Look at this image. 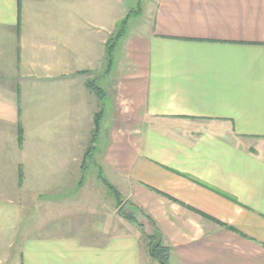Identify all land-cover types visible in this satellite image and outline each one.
Segmentation results:
<instances>
[{"label": "crops", "instance_id": "0c3cea01", "mask_svg": "<svg viewBox=\"0 0 264 264\" xmlns=\"http://www.w3.org/2000/svg\"><path fill=\"white\" fill-rule=\"evenodd\" d=\"M127 12L0 0V181L42 197L19 264H156L145 235L170 264H264V0H155L108 63Z\"/></svg>", "mask_w": 264, "mask_h": 264}, {"label": "rangeland", "instance_id": "374dc122", "mask_svg": "<svg viewBox=\"0 0 264 264\" xmlns=\"http://www.w3.org/2000/svg\"><path fill=\"white\" fill-rule=\"evenodd\" d=\"M154 1L155 0H125L128 12L127 16L122 18V23L120 21V28L122 24L125 33L130 31L133 25L135 23H140L143 20L144 15H146V12L149 9L151 10ZM118 50L119 48L115 47V56H117L116 51ZM97 135V131L95 134H92L90 143L84 150L86 158L84 168L86 169L87 174L91 173V165L87 164H89L88 162H91L93 153L91 145L95 142ZM87 151L88 153H86ZM1 168L2 167L0 166V169ZM19 192L20 191L16 189L13 181H0V264L20 263L18 255L20 245L11 244V242L20 243L21 240L27 236L41 235V227L37 228L36 226L41 221L40 212L42 197H38L35 201L34 198L28 197L24 193L20 195ZM127 208V206H124L123 210L128 212L129 209ZM155 262L158 264L157 261Z\"/></svg>", "mask_w": 264, "mask_h": 264}, {"label": "trees", "instance_id": "16d2710c", "mask_svg": "<svg viewBox=\"0 0 264 264\" xmlns=\"http://www.w3.org/2000/svg\"><path fill=\"white\" fill-rule=\"evenodd\" d=\"M121 23H122V21H121ZM123 33H124V28L121 24V28L119 26V28H118L117 32L114 34V36L109 39L108 46H107V56H106L108 63L112 59L113 48H114L117 40L123 35ZM88 86L91 89H94L97 92V94H99V95L101 94L100 90L98 88H95V86L91 87L90 83H88ZM99 118H100V112H98L94 118V123H95V130L93 132L94 134L97 131V124H98ZM20 139L21 138L19 136V140ZM86 153H88V151ZM83 167H84V164H83ZM109 187L112 190V187L111 186H109ZM124 206H126V205L121 206V210H120L121 215L131 222H136L134 213L131 211L125 212L123 210ZM145 237H146V239L148 241V245H149V256H150V258L157 261L158 264H170V262H169V251L170 250H169L168 246H165L162 243L161 237L160 236H152V235L151 236L145 235Z\"/></svg>", "mask_w": 264, "mask_h": 264}, {"label": "water", "instance_id": "95a60500", "mask_svg": "<svg viewBox=\"0 0 264 264\" xmlns=\"http://www.w3.org/2000/svg\"><path fill=\"white\" fill-rule=\"evenodd\" d=\"M132 211H133V213H134V215H135V217H137V219H138V217H139V214H138V212L134 209V208H132Z\"/></svg>", "mask_w": 264, "mask_h": 264}]
</instances>
